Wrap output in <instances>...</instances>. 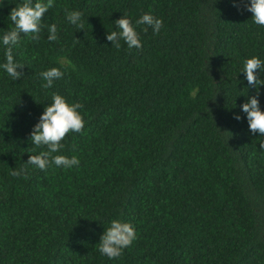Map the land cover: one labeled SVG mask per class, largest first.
Instances as JSON below:
<instances>
[{
  "label": "trees",
  "instance_id": "obj_1",
  "mask_svg": "<svg viewBox=\"0 0 264 264\" xmlns=\"http://www.w3.org/2000/svg\"><path fill=\"white\" fill-rule=\"evenodd\" d=\"M22 3L0 0V65ZM247 3L54 0L39 39L12 46L21 78L0 67V264H264V136L241 107L257 93L242 70L264 61V27ZM145 13L163 21L158 34L136 25ZM122 16L141 49L107 40ZM53 67L64 76L45 89ZM53 93L83 105V131L53 153L80 164L40 170L26 162L47 149L29 137ZM258 99L264 110V84ZM114 219L137 238L110 259L98 243Z\"/></svg>",
  "mask_w": 264,
  "mask_h": 264
},
{
  "label": "clouds",
  "instance_id": "obj_2",
  "mask_svg": "<svg viewBox=\"0 0 264 264\" xmlns=\"http://www.w3.org/2000/svg\"><path fill=\"white\" fill-rule=\"evenodd\" d=\"M54 6V0H23V3L12 8L9 14L10 20L14 27L5 32L2 36V42L7 46L6 62L2 67L13 80H18L23 75L21 69L23 65L15 62L12 46H18L23 36H28L31 40H38L39 33L43 27L42 21L44 15L50 8ZM246 9L252 13L251 19L261 27H264V0H250L245 5ZM82 13L79 11L67 12L68 21L76 25L79 29H84L81 21ZM116 26L119 31H112L106 34V38L117 49L121 47L120 41L123 40L129 49H141L143 47L139 33L136 31L132 22L125 16L117 19ZM136 25H145L143 31H147L150 26L155 33H159L163 26V21L156 18L151 13L143 14L136 21ZM49 41L58 40V29L55 24L48 27ZM248 85L257 89L256 95L251 96L242 104V111L247 114L249 129L252 133H259L264 136V110H261L259 103V86L264 84L260 74L264 73V61L256 56L248 58L244 62L243 70ZM42 78L46 81L43 88L48 89L53 86V82L64 76L59 68L53 67L41 73ZM80 103L69 104L66 99L60 95L53 93L52 102L45 106V110L41 114L38 123H36L31 131L29 139L37 147L44 146L46 151L40 152L38 155H30L26 164L33 165L40 170H46L50 166L63 167L70 169L73 166H79L80 161L76 156L68 157L65 155H53L58 153L63 144L61 143L70 132H82L85 121L78 109L82 108ZM234 118L240 120L238 114ZM260 148L264 150V143L260 144ZM25 169L13 170L10 175L13 177L20 176ZM25 178H27L25 176ZM137 238L134 226L128 222H122L114 219L111 221L99 241V252L110 259L121 256L122 250L130 246Z\"/></svg>",
  "mask_w": 264,
  "mask_h": 264
}]
</instances>
